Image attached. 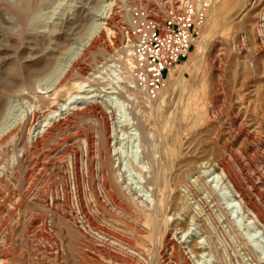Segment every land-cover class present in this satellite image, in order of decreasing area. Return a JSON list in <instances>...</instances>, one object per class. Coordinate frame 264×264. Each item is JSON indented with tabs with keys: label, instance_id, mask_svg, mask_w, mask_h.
Masks as SVG:
<instances>
[{
	"label": "rangeland",
	"instance_id": "1",
	"mask_svg": "<svg viewBox=\"0 0 264 264\" xmlns=\"http://www.w3.org/2000/svg\"><path fill=\"white\" fill-rule=\"evenodd\" d=\"M12 1L14 0H0V37L2 36L0 43V97L6 98L7 106H5L7 109L9 108L11 117L21 114L24 100L8 98L4 93V88L8 86V81H12L15 76L20 81L23 79L21 65L37 69L41 66L39 60L44 61L49 57L59 59L63 64L71 60L79 61V63L87 65L89 69L86 77L93 76V73L100 75L98 78H92L91 82L94 79V87L101 90L100 96L105 99L112 85L117 87L114 83L113 72L117 70L114 65L118 63V60L113 58L118 57L117 54L121 58L125 55L122 48L127 45L128 41L126 38L123 43L125 40L123 31L130 26L135 12L139 10L146 14L155 12L162 18L168 11L181 8L183 3L176 1L174 7L167 6L165 9L166 1L162 3L161 0H23V5L28 9L18 10L13 7ZM111 1H115L112 11L108 10ZM200 1L206 4L205 20L199 26L188 58L174 66L168 74L164 87H170L160 99H163L164 103L159 113V122L164 123L178 107L181 95H188L194 90L208 89L209 109L204 112L205 124L200 125L197 129H188L182 136L183 141L187 147L193 148L206 136L208 137L206 143L208 151L213 150L219 156L223 149H227L226 155L243 182L255 196L264 195V176L262 175L264 172V96L256 94L258 87L262 84L260 73L264 71V52H252L248 57L239 53L240 51L236 50L238 35L246 31L242 17L234 23L226 13L216 17V13H212L216 6L215 0ZM258 1L252 0L251 5L252 10L257 13L264 7V0H261L259 5ZM221 9L222 7L219 6L218 12ZM128 11L132 12L130 18L126 16ZM110 15L113 21L108 24ZM12 16H14L12 19L14 22L11 20ZM93 22L102 24L105 36L95 47L88 48L85 46V36ZM53 23H58L57 32L52 38H48L46 35L51 31ZM258 43L252 35H249V44L257 46ZM127 58L128 68L131 71L132 52L128 54ZM38 65L40 66L38 67ZM99 69H101L100 72H98ZM183 71V80L175 85V77ZM73 72L76 73V70L73 69ZM172 73H175V77L171 76ZM38 77L41 79L43 76ZM235 77L238 87L242 85L247 93L244 99L238 95L239 91H235L233 105L228 101L222 102L223 104L220 102L214 104V84L226 83L228 89L232 90ZM77 82H81V79L62 82L55 88L52 79H42L39 88L44 101L41 103L42 110H55L56 106L59 107L66 103L69 94H76L79 90L76 86ZM122 85H127V83L122 82ZM250 86H253V93L249 94L247 88ZM164 87L161 90H165ZM240 91L242 90L240 89ZM114 95L118 97L115 102L118 109L117 114L120 118H124L127 111L121 102L123 98L117 93ZM159 96L160 93L154 99H158ZM101 97L97 99L101 100ZM146 98V95L144 98L141 97L142 100H146ZM88 105H93V103ZM98 106L100 109L96 113L100 114L101 109L106 111V107L103 105L99 104ZM232 106L235 108L234 112L231 110ZM139 107L149 115L155 116L156 114L150 103H140ZM207 114L210 116L209 120L206 118ZM78 117L71 115L65 132L56 136L43 149L29 155L25 179H22L20 172L10 170L9 176L0 180V208L2 210L0 213V264H82L78 255L81 253L83 256L84 254H96L89 247V242L112 244L109 245L112 250L115 245L114 252H119L118 254L121 256L126 255L127 257H125L130 259L129 263H121L99 257L98 263L95 261L96 263L88 262L89 264H130V262L131 264H185L186 260H190L192 264H198L196 259L188 257L186 251L188 244H193L190 241L202 234L207 237L210 244L205 251L214 256L212 261H207L206 264H264V254L260 251L254 252L252 245L248 243L245 235L243 236L245 230L242 229L243 219L241 216L232 215L229 217L227 215L226 211L229 212L230 208L228 205L230 194L223 189L221 184L217 185L216 181L212 185H217L214 189L217 200L213 202H210V198L207 199L208 195L212 193L202 181L193 182V178H191L190 184L188 183L186 188H182L183 208L177 214L169 215V238L175 241L177 246H174L173 243L166 244L164 241L165 228L155 231L151 226L137 222L134 218L139 214L135 206L126 198H123L122 203L130 209L131 216L127 217L117 213L118 220L110 221L112 219L104 217L103 214H94V178L86 167L88 159L86 146L83 144H86L85 137L89 135L93 137L96 146L100 137L97 126L98 119L96 115L90 113ZM110 122L112 121L110 120ZM154 122L155 119H152L151 123ZM152 129L155 128L152 127ZM203 129L205 130L202 132ZM239 131L245 132L250 138L247 140ZM121 136V145L125 151L129 145V138L127 134ZM157 140L156 144L158 145L161 138L157 136ZM171 142L173 141L171 140ZM75 151L79 153L76 177L81 189V198L100 227L101 234L97 231L98 235L95 233L96 230L89 225H87V229L82 228L84 232L82 234L76 228L70 227L63 216L57 217L52 211L51 192L58 189L62 193V185H66L70 180L72 166H77V163L71 159V153ZM48 153L50 155L43 159L44 154ZM207 157L205 155V158ZM6 162V158H0V167H3ZM126 162L131 182L138 188H142L138 174L132 168L128 158ZM202 162L206 163V159ZM75 170L77 169L75 168ZM213 172V168L207 169L203 173L205 179L211 180ZM75 197L76 195H74ZM102 200L110 206L103 195ZM73 207L78 213L77 198L74 199ZM224 207H228V209L225 211ZM193 216L196 220L192 219ZM64 227L65 232L62 231ZM188 230L191 234L183 237V234ZM41 232H46L58 241L62 250L60 260L54 262L47 255L46 247H51L53 252H57L58 244L55 241L43 243L37 236ZM181 236L184 241L182 243L179 240ZM6 239H10L7 241V245L4 244Z\"/></svg>",
	"mask_w": 264,
	"mask_h": 264
},
{
	"label": "bare ground",
	"instance_id": "2",
	"mask_svg": "<svg viewBox=\"0 0 264 264\" xmlns=\"http://www.w3.org/2000/svg\"><path fill=\"white\" fill-rule=\"evenodd\" d=\"M161 1L162 3L163 1H166L164 3L165 9L167 6L174 7L176 1L184 2V0ZM222 1L223 0H215L216 6L213 8L212 13H216V17L226 13L232 19V23L242 17V20L246 25V31L238 35V45H236V50L240 51L239 53L243 54L245 57H248L252 52H264V7H262L261 11L257 13L255 10H252V0ZM23 2V0H14L12 1V4L13 7L18 10L23 8L24 10H27L28 8L23 5ZM114 2L115 1H111V3H109L108 10H113ZM260 3L261 0L257 2L258 5ZM219 6H221L222 9L218 12ZM131 15L132 12L130 11L126 13L127 18H130ZM13 18L14 16H12L11 20ZM134 19L135 18L130 22H133ZM12 21L14 22V20ZM112 21V16L110 15L107 23L110 24ZM101 25L102 24L93 22L90 30L88 29L89 32L87 33V36H85V46L88 48L95 47L100 39L105 36V31ZM57 27L58 23H53L51 31L45 35L48 38H52L57 32ZM249 35H252V37L259 42L257 46L249 44ZM1 37L0 43L2 41ZM124 39L123 43L126 41V36ZM122 49L125 53L124 57L122 56L121 58L120 55L117 54L118 57L113 58L114 60H118V63L114 65L117 67V70H114L113 72V78H115L114 83L117 87L112 85L110 88L111 90L108 92L106 91L109 94L106 95L105 99L100 96V93H102L101 90L98 87H94L95 84L93 83L94 79L98 78L100 75L96 72L98 75L93 73V76L86 77L89 69L87 65L81 62L79 63V61L71 60L68 62L66 61V63L63 64L61 60L49 57L44 61L40 59L39 63H41V66L38 65L40 68L37 69L27 68L24 64L21 65V75L23 76V79L20 81L15 76L12 81H8V86L4 88V93L8 98H19L24 100L21 114L19 116H9V108H6V98L0 97V158L7 159L4 166L0 167V180H4L9 176L10 170L20 172L22 174V179H25V176L27 175L25 169H27L26 163L30 159L29 155L43 149L47 144L49 145L56 136H60L62 132H65L69 125L71 115H75V117H83L87 113L94 114L98 119L97 126L100 136L99 140L95 146L93 137L87 135L85 137L86 144H83L86 146L88 159L86 167L94 178V214H103L104 217L112 219L110 221L118 220L119 216L117 217V213H121L127 217L131 216L130 209L122 203L123 198H126L135 206L139 214V216L137 215L138 217L134 218L137 222H143L144 225L151 226L155 231H160L162 228H165L164 241L166 244L173 243L174 246H177L176 242L169 238V215L171 213L177 214L178 211L183 208L182 188L188 185L191 178H193V182L198 180L202 181L209 192L212 193L208 195L207 199L210 198V202H213L217 200L214 189H216L218 184H221L223 189L227 190L230 194L228 202V205L230 206L229 212L227 210L228 207H224V210H227V215L229 217L232 215L236 217L241 216V219H243L242 229L245 230L243 236L245 235L248 243L252 245V250H254V252L260 251V253L264 254V195L259 194L255 196L250 188L243 182L226 155L227 149H223V152L219 156H217L213 150L208 151V149H206L208 137L206 136L203 137L200 140V143L193 148L187 147L185 141H183L182 136L188 129H197L200 125L205 124L206 119L203 120V116L204 112L209 109L207 102L209 90H194L188 95H181L178 107L167 117L164 123H160L159 113L164 103V100L160 99L169 90L168 88L170 86H166V88L164 87L165 90L160 89L154 96H150V94L144 89L138 87L135 88L134 78L128 68L127 57L128 54L132 52L130 42L128 41L127 45H124ZM73 69L76 70V73L73 72ZM172 69L170 71H172ZM100 71L101 69L98 70V72ZM38 76L43 77L38 79ZM171 76L175 77V73H172ZM92 78H94L92 80L93 82H91ZM183 78L184 71L179 76L175 77L174 84L176 85L181 82ZM42 79H52V84L55 88H57L62 82H71L74 79H81V82L76 83L79 90L76 94H69L66 103L61 104L59 107L56 106L55 110L43 111L41 103H44V101L41 92L39 91V88L41 87L40 81ZM260 79L262 84L258 87L256 94L264 96V71L263 73H260ZM122 82L127 83V85H122ZM233 83L232 90L228 89L226 83L214 84V104L228 101L233 105V101H235V91H239L238 95L242 96L241 99H244L247 93H245L242 85H240L241 87H238L236 77L234 78ZM252 87L253 86L247 88L249 94L253 93ZM240 89L242 91H240ZM114 93H117V95L123 98L121 102L127 111L124 118H120L117 114L118 109L116 108L115 102L118 97L114 95ZM159 93L160 96L158 99H154ZM145 95L147 97L146 100H142L141 97L144 98ZM99 97L102 99H97ZM92 98L95 99L91 100ZM90 103H93V105H88ZM140 103H150L151 107L156 111L155 116L152 114L149 115L145 110H142L139 107ZM99 104L106 107V111L101 109L100 114L96 113V111L100 109V106H98ZM231 110L233 112L235 111L234 106H232ZM208 117L210 116L207 114V120H209ZM152 119H155L154 123H151ZM110 120L112 122H110ZM152 127L155 129L153 130ZM204 130L205 129L201 131L203 132ZM240 133H242L247 140L250 138L245 132L241 131ZM124 134H127L129 138V145L125 151L123 150L120 141V137H122L121 135ZM157 136L161 138L158 145L156 144L158 141ZM171 140L173 142H171ZM10 153L11 155H9ZM203 153H207L205 155L208 157L205 158ZM48 155L50 154H44V157L42 158L45 159ZM127 158L132 168L137 172L142 188H138L137 185L135 186L134 183L131 182L129 174L127 173ZM71 159L77 163V166H72L73 170L72 174H70L71 178L66 185H62V193L58 189L55 192H51L52 211L55 212L54 215L57 217L63 216L70 227L76 228L82 234H84L82 228L87 229V225L96 230L95 233L97 234L100 227L96 223L93 215L90 214L84 200L81 198V189L78 186L79 182L76 177L79 161L78 151L71 153ZM205 159L206 163L202 162ZM75 168L77 170H75ZM209 168L214 169L211 180H207V178L205 179V176L203 175V173ZM262 175L264 176V172ZM215 181L217 185L214 186L212 184ZM74 195H76L75 198ZM102 195L108 200L110 206L106 205L102 200ZM76 198L79 205L78 213H76L77 211H75V208L73 207L74 199ZM1 211L0 208V213ZM192 219L196 220L195 216H193ZM109 225L113 226L111 224ZM62 231H66L65 227ZM187 234H191L189 233V230L183 234V237ZM37 236L43 243H51L55 241V243L58 244V248H56L57 252H53L50 249L51 247L48 246L46 247V250L47 255H49L54 262L55 260H60L62 250L58 241L53 239V236L51 237L46 234V232H41L40 234H37ZM183 237H179L181 243L184 242ZM8 240L6 239V243L4 244L7 245ZM185 243L188 244V242ZM190 243L193 244H188L186 251V254L190 259H196L198 264H206L207 261H212L214 256L205 251V249L208 248V245L210 246L206 236L202 234L201 236L195 237ZM88 244L91 250H94V253L96 254H84L83 256L81 253V255H78L81 263H96L95 261L98 263L99 257L111 259L116 262L129 263L130 259L126 258V255L125 257L118 254L119 252H114L115 245L112 250L109 246L112 244H107L106 242L101 244L89 242ZM185 264L192 263L190 260H186Z\"/></svg>",
	"mask_w": 264,
	"mask_h": 264
},
{
	"label": "built area",
	"instance_id": "3",
	"mask_svg": "<svg viewBox=\"0 0 264 264\" xmlns=\"http://www.w3.org/2000/svg\"><path fill=\"white\" fill-rule=\"evenodd\" d=\"M205 8L203 1L184 0L181 8L162 18L155 12H135L134 21L124 30L132 48L130 73L135 88L154 96L164 87L170 70L188 58L205 20Z\"/></svg>",
	"mask_w": 264,
	"mask_h": 264
}]
</instances>
